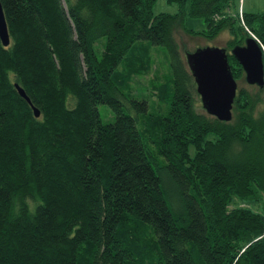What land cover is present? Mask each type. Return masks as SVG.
<instances>
[{
    "label": "trees",
    "instance_id": "trees-1",
    "mask_svg": "<svg viewBox=\"0 0 264 264\" xmlns=\"http://www.w3.org/2000/svg\"><path fill=\"white\" fill-rule=\"evenodd\" d=\"M169 1L178 9L1 0L0 264H264V84L238 87L230 118L197 109L189 49L173 31L178 20L192 35L227 27L234 42L253 33L263 46L264 10ZM152 46L169 71L152 79L150 106L131 77L150 70Z\"/></svg>",
    "mask_w": 264,
    "mask_h": 264
},
{
    "label": "water",
    "instance_id": "water-1",
    "mask_svg": "<svg viewBox=\"0 0 264 264\" xmlns=\"http://www.w3.org/2000/svg\"><path fill=\"white\" fill-rule=\"evenodd\" d=\"M0 38L9 41V32L0 0ZM228 52L234 55L244 70L245 79L258 85L264 84L263 46L256 36L247 33L243 42H234L229 49L220 44H202L185 51L188 67L196 81V89L206 110L221 119L230 118L237 92V79L229 63ZM20 94L25 96L34 113L39 108L31 101L24 87L14 82Z\"/></svg>",
    "mask_w": 264,
    "mask_h": 264
},
{
    "label": "rangeland",
    "instance_id": "rangeland-1",
    "mask_svg": "<svg viewBox=\"0 0 264 264\" xmlns=\"http://www.w3.org/2000/svg\"><path fill=\"white\" fill-rule=\"evenodd\" d=\"M235 1V8L239 10H247V11H254V10H264V0H234ZM153 4V10L157 12L158 10H170L175 11L178 9V4L175 3V1H169V0H154ZM233 10V9H232ZM184 23L188 27H193L196 29H201V27L205 26L204 19L202 15H186L184 18ZM174 35L176 36L179 46H181L183 52L186 49L194 48L198 45L202 44H220L225 45L226 47H230L231 43L233 45L234 41H236V34H232L229 32L227 27L221 29L216 33V35L212 37L205 36L203 34H196L192 35L189 34L186 29L184 28L183 24H181L180 20L176 21L174 24ZM253 34V33H252ZM240 36V34H238ZM103 39L98 41L96 43V47L101 49L102 47ZM237 42H243L238 41ZM185 53V52H184ZM263 53H264V44H263ZM152 62L150 64V70L148 72L133 74L131 77L132 81V92L136 95H146L148 98V102L150 103V106H152V103L155 105L159 104V101L156 99V91L152 90L154 89L152 87V79L161 77L163 73H167L169 71L168 68V58L166 55V51L163 47H156L152 46ZM237 79V87H245L248 88L251 91H256L257 86H255V83L249 82L247 79H245L244 76V70L241 75L238 77H235ZM198 92V91H197ZM261 93L264 96V91L261 90ZM194 97L197 102V109L204 110L203 105H198L199 101L201 103L200 94L198 92V95L196 92H194ZM100 114L104 119H110L113 117L112 109L109 106L108 103L99 102L98 103ZM257 110L264 108V99L262 101L258 102Z\"/></svg>",
    "mask_w": 264,
    "mask_h": 264
}]
</instances>
